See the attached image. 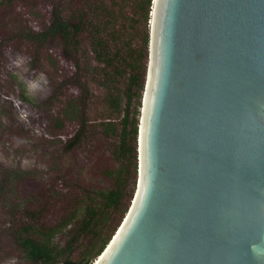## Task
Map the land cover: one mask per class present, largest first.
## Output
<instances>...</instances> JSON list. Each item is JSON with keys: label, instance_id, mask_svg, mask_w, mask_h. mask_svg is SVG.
Wrapping results in <instances>:
<instances>
[{"label": "water", "instance_id": "1", "mask_svg": "<svg viewBox=\"0 0 264 264\" xmlns=\"http://www.w3.org/2000/svg\"><path fill=\"white\" fill-rule=\"evenodd\" d=\"M92 264H264V0H153L137 188Z\"/></svg>", "mask_w": 264, "mask_h": 264}, {"label": "rangeland", "instance_id": "2", "mask_svg": "<svg viewBox=\"0 0 264 264\" xmlns=\"http://www.w3.org/2000/svg\"><path fill=\"white\" fill-rule=\"evenodd\" d=\"M54 3L55 0H0V264H27L11 234L21 215L42 206L43 220L53 222L78 201L79 193L112 186L115 175L109 171H117L121 163L127 177L124 201L128 207L137 188L138 169L135 174L132 164L126 162L128 155L119 161L113 152L119 137H103L94 126H87L82 137L69 145L74 139L71 135L79 128L78 119L85 116L89 118L87 124H95L99 115L112 111L104 99V85L121 95L122 110L126 107L130 98L124 80L128 74L106 84L96 68L95 73L77 70L71 75L76 69L70 57L76 48L67 49L59 35L32 37L33 31L40 32L49 24V6ZM141 4L142 0L126 1L128 16L134 14L136 18L129 20L131 30L145 26ZM152 7L153 0L151 11ZM139 41L136 35L133 44ZM80 46L78 53L89 48V55L94 56L86 38H82ZM91 62L98 64L95 58ZM148 62L149 45L140 106L136 97L130 100L131 114L135 107L139 109V124ZM69 107L75 111L69 114ZM114 117L119 122L122 115ZM120 212L114 214L117 225L124 219ZM59 237L64 239V235Z\"/></svg>", "mask_w": 264, "mask_h": 264}, {"label": "trees", "instance_id": "3", "mask_svg": "<svg viewBox=\"0 0 264 264\" xmlns=\"http://www.w3.org/2000/svg\"><path fill=\"white\" fill-rule=\"evenodd\" d=\"M126 1L55 0V3L49 6L52 12L51 17H48L49 24L40 32L33 31L32 37L46 39L59 35L67 49L76 48V51L81 47L82 38H86L94 56L89 55V48H84L81 53L75 51L70 59L74 62L76 71L71 75H75L77 70L85 73H95L99 70L100 79L106 84L108 81L117 82L124 79L127 73L124 82L129 98L131 100L136 97L140 106L145 63L148 58L147 22L150 19L152 0H142V17L145 24L142 30H131L133 24H129V20L136 21V18L134 14L128 16L125 10ZM134 27L136 28L135 25ZM136 35L140 37L138 45L133 44ZM94 58L98 64L91 62ZM60 61L64 64V60ZM95 68L96 70H93ZM104 86L107 90L104 99L112 111L105 116L99 115L95 124H87L89 118L85 116L78 119L79 128L71 135L74 139L70 140L69 145L82 137L87 126H94L103 137L120 138L113 152L119 161H123L128 155L126 162L132 164L136 174L139 109L135 107L131 114L132 102L128 100L122 110L121 95L113 93L109 86ZM67 111L70 114L75 110L69 107ZM115 114L122 115L119 122L114 117ZM109 173L115 175V183L112 186L79 193L78 201L69 209L66 208L53 222L43 220L42 206L21 215V221L13 227L11 234L27 264H92L98 258L123 220L121 218L119 224H115L114 214L121 211L125 216L129 209L124 201L127 177H124L123 163L117 171ZM9 176H13V173ZM59 235H64V239L58 238Z\"/></svg>", "mask_w": 264, "mask_h": 264}, {"label": "bare ground", "instance_id": "4", "mask_svg": "<svg viewBox=\"0 0 264 264\" xmlns=\"http://www.w3.org/2000/svg\"><path fill=\"white\" fill-rule=\"evenodd\" d=\"M96 260H98V258H97ZM96 260H95L93 263H95V262H96Z\"/></svg>", "mask_w": 264, "mask_h": 264}]
</instances>
